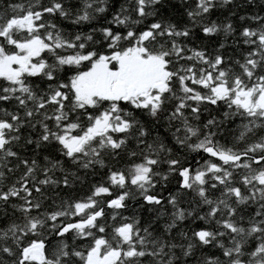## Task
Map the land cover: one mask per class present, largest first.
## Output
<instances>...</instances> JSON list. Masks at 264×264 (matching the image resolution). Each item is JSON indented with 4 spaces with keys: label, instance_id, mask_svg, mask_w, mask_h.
Wrapping results in <instances>:
<instances>
[{
    "label": "snow or ice",
    "instance_id": "snow-or-ice-1",
    "mask_svg": "<svg viewBox=\"0 0 264 264\" xmlns=\"http://www.w3.org/2000/svg\"><path fill=\"white\" fill-rule=\"evenodd\" d=\"M0 264H264V0H0Z\"/></svg>",
    "mask_w": 264,
    "mask_h": 264
}]
</instances>
